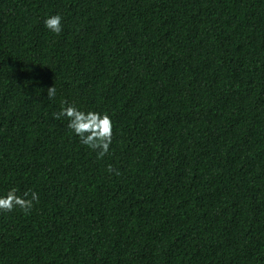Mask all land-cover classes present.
I'll return each mask as SVG.
<instances>
[{
    "label": "trees",
    "instance_id": "obj_1",
    "mask_svg": "<svg viewBox=\"0 0 264 264\" xmlns=\"http://www.w3.org/2000/svg\"><path fill=\"white\" fill-rule=\"evenodd\" d=\"M67 105L111 117L108 155ZM13 188L39 202L0 213V264H264V0H0Z\"/></svg>",
    "mask_w": 264,
    "mask_h": 264
},
{
    "label": "clouds",
    "instance_id": "obj_2",
    "mask_svg": "<svg viewBox=\"0 0 264 264\" xmlns=\"http://www.w3.org/2000/svg\"><path fill=\"white\" fill-rule=\"evenodd\" d=\"M62 16L59 14L48 16L44 19V27L54 35H60L63 31ZM56 95V89L53 85L47 90V97L53 99ZM55 119L61 118L67 121V127L79 138L82 145L89 150L96 152L97 159H102L108 155L113 138V122L106 113L96 111H82L75 105H67L55 114ZM106 171L111 173L112 166L108 165ZM119 175V171L115 172ZM18 189H10L8 193L0 197V213H11L19 210L28 214L39 202V196L31 189L17 195Z\"/></svg>",
    "mask_w": 264,
    "mask_h": 264
}]
</instances>
